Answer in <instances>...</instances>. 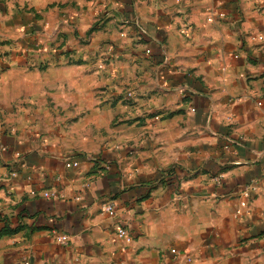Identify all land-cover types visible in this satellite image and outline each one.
Wrapping results in <instances>:
<instances>
[{"label":"crops","instance_id":"0c3cea01","mask_svg":"<svg viewBox=\"0 0 264 264\" xmlns=\"http://www.w3.org/2000/svg\"><path fill=\"white\" fill-rule=\"evenodd\" d=\"M257 35L264 0H0V264H264Z\"/></svg>","mask_w":264,"mask_h":264},{"label":"built area","instance_id":"2783aa9c","mask_svg":"<svg viewBox=\"0 0 264 264\" xmlns=\"http://www.w3.org/2000/svg\"><path fill=\"white\" fill-rule=\"evenodd\" d=\"M255 40L256 41H260V42H263L264 41V35H257L256 37H255ZM145 53L147 54V55H149L150 54V50L149 49H147L146 51H145ZM4 149V148H3ZM2 149V150H3ZM77 165V163L76 162H69V163H66V168H69V167H73V166H76ZM15 174L12 172V176H14ZM252 189H254V186L253 185H248L244 190H243V192H242V197H243V200H241L239 203H238V205H237V207H236V209H235V211H234V214H233V217L235 218V219H240V218H243V216L246 214V211H245V209H246V203H247V199H249V197H250V195H249V193H250V191L252 190ZM42 196L44 197V198H46V199H50V198H55L56 197V193L55 192H51V191H47V192H44L43 194H42ZM104 212H106L108 215H110V216H112L113 214H114V209H113V206L111 205V204H109V205H106L105 207H104ZM116 235H117V237L119 238V239H122V240H124V241H126V242H129V241H131V235L128 233V231H127V229H125V228H118L117 229V231H116ZM56 242L58 243V244H60V245H65L67 242H68V236L67 235H60V236H57L56 237ZM171 253L172 254H176L177 253V251L174 249V250H171Z\"/></svg>","mask_w":264,"mask_h":264},{"label":"rangeland","instance_id":"374dc122","mask_svg":"<svg viewBox=\"0 0 264 264\" xmlns=\"http://www.w3.org/2000/svg\"><path fill=\"white\" fill-rule=\"evenodd\" d=\"M6 166L3 164V161L0 159V196L4 190V183L9 177V169H5Z\"/></svg>","mask_w":264,"mask_h":264},{"label":"trees","instance_id":"16d2710c","mask_svg":"<svg viewBox=\"0 0 264 264\" xmlns=\"http://www.w3.org/2000/svg\"><path fill=\"white\" fill-rule=\"evenodd\" d=\"M6 231H11V230L8 227H6ZM6 231H5V228H4L1 232L5 233ZM1 232H0V234H1Z\"/></svg>","mask_w":264,"mask_h":264}]
</instances>
